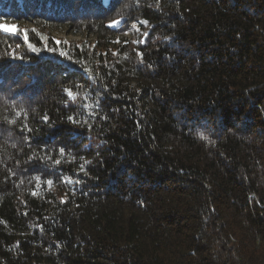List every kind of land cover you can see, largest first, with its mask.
I'll return each instance as SVG.
<instances>
[{"label":"trees","instance_id":"trees-1","mask_svg":"<svg viewBox=\"0 0 264 264\" xmlns=\"http://www.w3.org/2000/svg\"><path fill=\"white\" fill-rule=\"evenodd\" d=\"M5 19L0 264H264V0H0Z\"/></svg>","mask_w":264,"mask_h":264},{"label":"rangeland","instance_id":"rangeland-1","mask_svg":"<svg viewBox=\"0 0 264 264\" xmlns=\"http://www.w3.org/2000/svg\"><path fill=\"white\" fill-rule=\"evenodd\" d=\"M19 23H14L8 19L0 20V28L9 33H16L18 29ZM26 27H32L31 23L23 24ZM51 35L53 38L59 43L60 41H64L71 44L81 45L84 42L91 43L92 48L95 46L97 39L93 35H89L85 32H74L68 28L61 29H51ZM133 31L128 32L125 35H121L116 38L115 43H120L123 41V37L132 38Z\"/></svg>","mask_w":264,"mask_h":264},{"label":"snow or ice","instance_id":"snow-or-ice-1","mask_svg":"<svg viewBox=\"0 0 264 264\" xmlns=\"http://www.w3.org/2000/svg\"><path fill=\"white\" fill-rule=\"evenodd\" d=\"M119 22L117 21V22H114V24H118ZM144 23H146V22H144ZM30 47H31V45H30ZM68 94H69V96H72V93H71V91L69 90L68 91ZM49 183H51V182H49Z\"/></svg>","mask_w":264,"mask_h":264}]
</instances>
